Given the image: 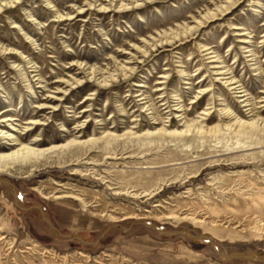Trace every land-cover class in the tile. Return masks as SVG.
<instances>
[{"label": "rangeland", "instance_id": "rangeland-1", "mask_svg": "<svg viewBox=\"0 0 264 264\" xmlns=\"http://www.w3.org/2000/svg\"><path fill=\"white\" fill-rule=\"evenodd\" d=\"M139 2L137 8L99 11L109 0H0V46L18 51L15 56L0 50L7 99L0 97V110L16 119L10 122L19 127L17 135H38L49 146L97 137L104 129L122 133L133 126V115L138 133L153 130L157 125L139 94L157 101V81L164 82L159 99L165 100L158 106L170 129H183L174 112L184 107L207 130L183 140L141 135L109 146L101 141L86 145L91 148L80 158L43 166L29 177L0 174V264H264V133H238L234 127L219 132L221 124L232 122L221 107L229 105L234 114L245 107L214 67L233 70L256 102L264 95V0ZM221 2L222 12L215 9ZM207 8L216 16H204ZM58 12L73 18L59 20ZM178 25L196 29L170 44L148 46L142 62L130 63L133 76L104 87L86 81L56 101L60 110L35 115L36 104L55 103L46 97L66 87L59 80H88L72 65L76 60L114 69L118 61L141 57L150 36ZM206 48L219 55L217 62L210 63ZM250 48L257 51V64L246 56ZM205 87L208 94L196 98ZM69 106L84 115L78 120L88 121L79 133L66 135L62 124L67 130L76 124ZM208 107L212 118L206 121ZM257 107L264 117V103ZM43 115L47 124L27 133V122ZM101 119L106 125L98 124ZM36 186L46 193L80 194L90 206L45 198ZM133 213L142 217L122 219Z\"/></svg>", "mask_w": 264, "mask_h": 264}, {"label": "bare ground", "instance_id": "bare-ground-1", "mask_svg": "<svg viewBox=\"0 0 264 264\" xmlns=\"http://www.w3.org/2000/svg\"><path fill=\"white\" fill-rule=\"evenodd\" d=\"M147 2H152L155 0H145ZM95 3H89L90 6L94 5ZM109 5H104L103 3H100L99 6V11H103L108 9V6L110 7H116L119 10H127L130 5L134 8H137L140 6L139 0H128V2H125L124 0H109ZM223 8V4L215 5L216 10H220L221 12ZM225 9H228V7H225ZM2 10V7L0 6V11ZM83 9L80 8L79 13H82ZM59 17V20H65V19H70L73 18V16L69 13L67 14H61L60 12L57 13ZM67 16V17H66ZM204 16L207 18H212L215 17L216 14L212 13V10L210 8H207ZM58 20V21H59ZM197 26H200L202 24V21L195 22ZM192 29H196L195 26H180L178 25L176 28H172L170 30H164L160 31L159 33H156L155 35H152L149 37L148 40L145 41V44L143 45L144 52L141 55V57L137 54H135L133 57L128 59L129 61L127 62H116L114 65V69H110L109 67L103 69L100 67H95L88 65L87 63H84L83 61H78L72 63L74 66H78V68H82L83 71L79 73H84L86 78L88 80H84L83 78H78L77 76H71L68 78H65L63 80H59V84H66V87H57L56 91L54 94L52 93L51 96H47L46 99H50L55 101V103H51L49 101H43L41 103L36 104V112L35 115L40 114V112H46V110H51L52 111H57L60 110V104L59 102L62 100H65L64 96L71 91L72 89H75L76 87H80L85 83L86 81H94L97 83L99 87H104L106 85H109L111 82H115L119 77H128L133 76L136 72L135 66L131 65L130 63H133L134 60H137L138 62H142L141 59L142 56H145L148 53V46L149 48L151 47H156L162 44H170V42L174 39H178L179 37L188 34L192 32ZM264 42V36L262 37ZM247 48V47H244ZM139 53L141 50V46L138 48ZM206 48L205 50L207 51L206 54L210 55L209 58L211 59L210 63H214L218 61V54H214L216 52L211 51V48ZM0 50L2 53L5 54H13L16 56L18 54L16 48H7L4 45L0 46ZM245 52H248L249 54L246 55L247 57H251V60H255L257 64L258 58H257V51L255 49L250 48L249 50H246ZM19 66V65H17ZM217 72L218 78L222 81L223 85L227 86L229 90L233 91L239 98V102L242 103V106L245 107L244 112H239L238 114H234L229 105H226L224 107H221L220 111L221 114H223V117L229 118L232 122L231 124H221L218 128L219 132L221 131H228L231 130L232 127L234 129H238L237 132L240 133V130H244L245 133H252L254 135H257L261 132L264 133V117L260 115V112H257V103H264V95L258 96L259 100L256 102V100L253 99L252 94L250 92V89L247 87V84L242 81L241 79H238L236 75L233 74V70L230 71V69H226L227 66H214ZM259 67V66H258ZM256 69V68H255ZM257 70H260L257 69ZM22 72V71H21ZM182 73H184V69L181 70ZM261 76H264L262 72H260ZM23 76V75H22ZM24 79H26V76H23ZM161 78H165L166 75H161ZM39 78V77H38ZM37 78V79H38ZM26 87L29 90H32V85L28 80L26 79ZM159 83V86L156 87L154 91H158L157 94L159 96L156 98L158 99L157 101L152 95H147L146 92H142L139 94L141 99L144 100L143 102V108H145L146 111L149 112V114L152 116V118L155 120L153 122L154 125H157L154 127L153 130H146L143 133H138L137 130H135L138 126V116L133 115V126L125 129L122 133H117L113 130L110 129H104L101 131V135L95 137V136H90L87 139H70L67 140L63 143L59 144H51L49 146H42V141L43 139L40 136H34L33 138H23L22 136L17 135V130L19 127L17 125H14L13 122L16 119L12 118L11 116H3L2 111L0 110V141H7L5 143V146L0 143V174L3 175L5 173L9 175H14L17 174L21 177H29L31 171L40 169L43 166L47 165H53V164H62L63 162H68L71 160H76L82 156V154L85 153V150L90 149L91 147L86 146L90 144H95L98 142H103L106 145H110L113 142L122 140V139H134L137 137L142 136H156L158 139L166 140V139H171L170 141L174 140V138H181L183 140V136H188L193 133L196 134H204L207 133V130L204 129V125L200 124L197 122L195 118L189 119L187 117V110H184V107L182 110H177L174 112L177 116L176 117H181V124L183 126V129H170L168 126L169 124H165L163 121V118L161 117L160 114V109L158 106V102L165 100V98L159 99L160 97L163 96L160 90L165 89L162 84L164 83L163 81H157ZM142 86V84H139ZM60 86V85H59ZM46 88L47 85L44 84L42 86ZM141 91V90H140ZM210 91L209 87L201 88L200 91L198 92L197 97L199 95H206ZM165 92V91H164ZM5 93V87L2 84V79L0 78V97H3V101H7ZM35 93V92H34ZM264 94V91H262ZM138 95V94H137ZM139 97V98H140ZM165 97V96H164ZM140 100V99H139ZM56 101H59L56 103ZM1 103V100H0ZM223 105V104H222ZM69 112L72 115V118L74 120L75 127L72 130H67L64 128V124H62V131L66 133V135H69L70 133H79L83 128L87 127V121L88 118H85L83 121L78 120L79 117H83L84 115L77 114L76 107L75 106H69ZM182 107V105L179 106V108ZM85 109V108H83ZM82 109V110H83ZM176 109V108H175ZM121 112L124 111V108L120 109ZM88 109L83 110V112H87ZM205 113H203L204 120L211 119L212 117L210 116L211 113V108L208 107L205 110ZM45 114V113H44ZM123 115V113H122ZM46 115L42 117H33L31 118L28 122L26 127V131L31 132L34 129H36L40 125H46ZM99 121L98 124H104L101 120H96ZM10 122L9 127L7 126V129L2 128L1 125L3 123ZM97 123V122H96ZM172 125V123L170 124ZM180 125V124H177ZM117 127L116 125H112L111 128ZM221 130V131H220ZM242 134V133H241ZM80 135V134H79ZM7 182V181H6ZM55 184L58 186H62V183H59L57 181H54ZM35 190L40 192L41 195H43L45 198H73L75 200L82 201L84 206H90L89 203H87L80 194L76 193H69V192H62V191H57V192H49L46 193L44 191L45 187L42 186H36L34 187ZM173 215H167V217H172ZM112 218H117L113 215H111ZM142 217L137 213H133L131 215L124 216L122 219H127V218H139ZM205 239V238H201ZM206 240V239H205Z\"/></svg>", "mask_w": 264, "mask_h": 264}]
</instances>
